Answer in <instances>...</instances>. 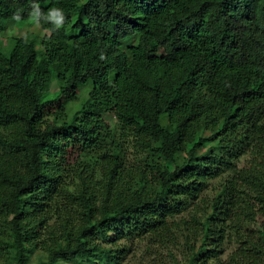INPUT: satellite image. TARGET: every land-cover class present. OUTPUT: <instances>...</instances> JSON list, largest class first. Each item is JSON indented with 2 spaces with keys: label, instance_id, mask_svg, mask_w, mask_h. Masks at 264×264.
Wrapping results in <instances>:
<instances>
[{
  "label": "trees",
  "instance_id": "obj_1",
  "mask_svg": "<svg viewBox=\"0 0 264 264\" xmlns=\"http://www.w3.org/2000/svg\"><path fill=\"white\" fill-rule=\"evenodd\" d=\"M33 3L44 13L62 9L66 23L58 31L41 24L42 60L23 38L0 51V247L13 250L15 264H27L40 215L56 225L38 264H120L124 233L173 242L174 217L190 207L202 236L185 264L215 258L206 242L222 227L217 242L227 229L239 244L232 257L264 264L255 256H264V0H0V36L17 12L30 21ZM132 37L137 45L121 51ZM43 61L60 68L52 94ZM83 86L88 100L69 120L38 127ZM132 132L157 160L149 193L143 171L122 180L130 172L121 139ZM73 154V169H82L71 192L65 168ZM91 162L103 172L99 195L86 183ZM127 186L136 190L130 198ZM242 216L261 219L255 236L241 235ZM106 236V245L96 241Z\"/></svg>",
  "mask_w": 264,
  "mask_h": 264
},
{
  "label": "rangeland",
  "instance_id": "obj_2",
  "mask_svg": "<svg viewBox=\"0 0 264 264\" xmlns=\"http://www.w3.org/2000/svg\"><path fill=\"white\" fill-rule=\"evenodd\" d=\"M48 35L47 31L42 30L40 27L35 26L31 21L20 22L17 24L14 20L5 21V30L4 33L0 36V51H5L10 49L13 46L15 39L23 38L27 40H32L36 44V49L38 52V59L42 60L41 56L43 55L41 50V41L42 38ZM137 45V38L132 37L124 40L118 45V48L121 51H124L130 46ZM42 67L49 71L52 75L50 78V84L48 86V92L50 94L57 91V85L55 82V77L53 76L56 72L60 71V68L56 65H50L47 62L43 61ZM88 91L89 86L78 87L74 92L75 98L67 100L63 105L57 110L49 113L47 119H43L38 123V127L42 129L50 128L57 122H63L70 119L72 114L80 109V107L86 103L88 100ZM104 122L115 132L119 131V124L111 114H104L102 116ZM214 131V130H212ZM210 131V132H212ZM210 132H205L209 134ZM120 139L119 135H116ZM140 138L133 136V132L128 134L127 137L121 139L123 143L124 151V164L129 169L130 172L128 178L123 174L122 180L126 183H130V175H135L137 171L145 172L149 184L145 182V190L149 193V189L153 188L155 185L154 178L151 175L152 171L150 169L151 165L156 166L157 160L153 157L151 152L146 149V144H141ZM79 156L73 154L67 160L68 165L65 168V182L68 185V190L74 192V189L77 184H79V175L78 172H81L82 168L73 169ZM249 159V153H246L238 162H236L235 167L242 168L245 164V161ZM87 162V161H86ZM99 162H91L94 172L92 173V178L86 181L88 187L93 191H98L96 193L99 195L101 191L103 172L100 169ZM99 165V166H98ZM86 167V164H85ZM84 168V167H83ZM231 171H226L223 174V178H227ZM87 172L82 175L86 177ZM220 179H215L209 182V186L203 191L204 200L210 201L215 195V190L218 187ZM122 190V181H119ZM136 192L135 187H125L122 193L125 195V198H130ZM75 202V201H74ZM64 203V202H63ZM68 203V202H67ZM66 202L64 205H68ZM70 204V203H69ZM69 207V206H68ZM77 204L75 202V208ZM192 207L187 208L182 214L175 216L174 225L172 226V236L175 237V240H168L165 244H158L157 241L151 238H138L136 235H128L124 233V237H120L117 240V245L122 247L124 252H126L123 260L120 264H185L186 258L194 251L200 244L202 232L198 229V224H195L191 221V211ZM41 216V215H40ZM38 216V220L33 224L35 231H40V237L32 241V247L30 251L26 254V263L27 264H38L41 261L47 260V245L49 240L45 234L48 229L53 228L56 223L55 219L52 216L44 218V220ZM243 217L244 226L241 229V235H256V229L261 223L259 217H255L254 220H249L250 216ZM78 217H74V220H78ZM172 219V220H173ZM171 220V221H172ZM76 226L81 224V222H75ZM223 229L220 228L217 233L213 236H210L206 242V247L208 252L211 255H214L215 258H212L207 262V264H243L245 261L243 258H234L232 255L237 251L239 244L236 242L235 236L229 231L224 230L223 241L218 243L217 240L220 238L219 232ZM112 233V232H111ZM110 235V234H109ZM108 235V236H109ZM114 236V234L112 233ZM117 235V234H116ZM118 236V235H117ZM3 237L0 232V238ZM115 237V236H114ZM111 238L106 236V238L98 237L96 241L106 245ZM97 242V243H98ZM260 252H255V256L260 257L264 261V256L259 254ZM261 253H263L261 251ZM0 264H15L13 260V250L12 249H2L0 247ZM81 264V263H76Z\"/></svg>",
  "mask_w": 264,
  "mask_h": 264
},
{
  "label": "clouds",
  "instance_id": "obj_3",
  "mask_svg": "<svg viewBox=\"0 0 264 264\" xmlns=\"http://www.w3.org/2000/svg\"><path fill=\"white\" fill-rule=\"evenodd\" d=\"M32 10L29 13V20L37 27H40L42 23L51 24L53 26L52 30H60L64 27L66 23V17L64 11L60 8H50L47 13H44L41 9L39 3L32 4ZM12 20L16 21L19 24L22 20V17L19 12L13 15ZM25 43L27 39L25 38ZM102 60L105 57L102 55L100 57Z\"/></svg>",
  "mask_w": 264,
  "mask_h": 264
}]
</instances>
